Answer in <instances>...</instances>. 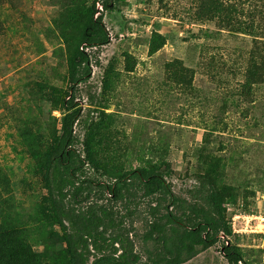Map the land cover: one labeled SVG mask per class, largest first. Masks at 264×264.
Instances as JSON below:
<instances>
[{"label": "rangeland", "instance_id": "rangeland-1", "mask_svg": "<svg viewBox=\"0 0 264 264\" xmlns=\"http://www.w3.org/2000/svg\"><path fill=\"white\" fill-rule=\"evenodd\" d=\"M223 1L236 9L231 26L201 21L198 0H121L103 12L110 43L87 51L92 74L77 86L82 123L75 149L84 157V123L93 120L91 157L99 166L126 172L165 162L174 194L183 197L197 186L195 174L205 163H218L219 182L237 201L226 206L232 237L223 240L242 248L248 264H264V76L241 96L248 67L264 63V0ZM90 2L0 0V197L13 199L14 219L30 231L36 253L51 229L40 220L49 207L38 165L60 134L67 59L81 9ZM155 33L165 43L149 56ZM172 63L188 70L189 82L168 80ZM97 106L104 115L93 111ZM84 172L100 180L89 164ZM139 195L129 205L130 218L120 204L116 210L126 217L124 228L131 225L129 239L146 263L153 244L142 240L150 218ZM98 204L112 206L106 199ZM220 247L185 264H226ZM103 256L111 251L97 258Z\"/></svg>", "mask_w": 264, "mask_h": 264}, {"label": "trees", "instance_id": "trees-1", "mask_svg": "<svg viewBox=\"0 0 264 264\" xmlns=\"http://www.w3.org/2000/svg\"><path fill=\"white\" fill-rule=\"evenodd\" d=\"M120 1L91 0L86 9H81L76 45L67 59L70 86L61 102L60 134L54 136L38 165L49 207L46 214L44 210L41 212L40 220L44 225L46 221L51 223V229L42 236L43 250L36 253L29 245L30 231L14 219L13 199L0 197V264H89L91 258V264H185L219 243V254L226 264H248L242 248L223 240L232 237L226 206L237 201L235 191L219 182L218 163H205L195 174L197 186L183 197L174 194L167 180L172 171L165 162L126 172L108 171L99 166L91 157L93 133L98 125L93 120L84 123V157L75 149L78 142L75 128L82 123V109L76 102L77 86L88 81L92 74L87 51L100 50L110 43L103 12L114 11ZM235 12L223 0H198L196 15L201 21L217 18L220 27H224L236 20ZM164 43L160 34H153L148 55L156 54ZM179 66L168 65L167 76L178 85L189 82L188 70ZM245 76L242 97L263 79L264 63L252 62ZM93 111L104 115L100 106ZM86 164L92 166L100 180L85 175ZM138 194L139 200H147L150 218L142 239L153 244L152 250H145L146 263L129 239L131 225L124 228V219L133 214L129 205L134 204ZM91 198L95 202L91 203ZM103 199L112 206L99 205ZM118 204L127 212L126 217L116 210ZM108 250L112 256L97 258Z\"/></svg>", "mask_w": 264, "mask_h": 264}]
</instances>
